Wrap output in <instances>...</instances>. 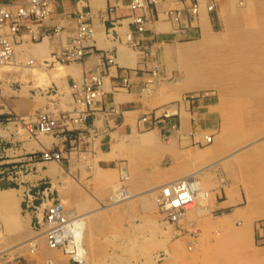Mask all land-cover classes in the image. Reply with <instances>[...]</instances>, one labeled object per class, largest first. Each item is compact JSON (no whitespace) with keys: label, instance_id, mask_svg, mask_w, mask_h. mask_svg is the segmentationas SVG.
I'll return each mask as SVG.
<instances>
[{"label":"crops","instance_id":"1","mask_svg":"<svg viewBox=\"0 0 264 264\" xmlns=\"http://www.w3.org/2000/svg\"><path fill=\"white\" fill-rule=\"evenodd\" d=\"M20 1L0 0L11 8ZM130 2L53 0L42 29L49 32L59 26L61 35L18 44L38 61L48 58L74 32L76 14L90 13L93 46L112 52L117 64L109 68L105 93L93 113L77 129L33 132L40 111L68 107L71 84L87 72L103 69L96 55L48 69L38 65L0 68V148L5 168L0 182L5 180L8 189L14 190L22 211L19 190L22 193L26 184L51 188L66 207L83 214L89 264L103 255L110 259L107 264L112 256H121L127 264H154L150 255L188 256L190 248H199L203 240L217 234L237 239L245 230L254 240L264 236L254 227L255 219L264 218V0H219L212 11L207 8L209 0H199L194 15L187 9L191 1L164 0L147 10L150 21L143 34L132 22ZM171 8L182 10V19H171L167 14ZM219 31L224 63L220 85L203 79L187 83L179 66V50L185 45L194 48L189 60L197 61L203 46L218 44L214 34ZM129 33L139 46L129 43ZM124 68L131 75L128 89L121 86ZM156 69L158 74L153 75ZM53 85L65 95L55 98L41 93V87ZM194 91L201 95L181 100ZM169 104H175L177 114L165 117ZM236 125L261 127L260 136L254 140L253 152L230 159L222 135L226 127ZM210 134L213 138L207 143L205 137ZM49 149L62 150L63 159L27 160L34 151ZM259 155L260 164L255 161L253 173L247 174L245 158ZM194 172L210 191L208 201L201 211L198 207L188 210L179 223H167L152 200L153 192L164 182ZM250 181L253 186L248 185ZM115 185L131 194L124 203L113 202ZM251 189L255 192L250 193ZM238 224L243 225L240 230L235 228ZM40 247L38 260L53 264V249L46 243ZM69 263V257L57 262Z\"/></svg>","mask_w":264,"mask_h":264},{"label":"built area","instance_id":"2","mask_svg":"<svg viewBox=\"0 0 264 264\" xmlns=\"http://www.w3.org/2000/svg\"><path fill=\"white\" fill-rule=\"evenodd\" d=\"M84 1V0H79ZM164 0H131L130 7L134 11L132 22L139 34L147 30L150 21L147 10L156 7ZM191 5L187 8L191 14L199 11V0H189ZM219 0H209L207 8L212 11ZM53 0H21L15 8L0 2V68L4 66L26 67L41 66L45 69L57 64L84 61L91 55H96L103 62V69L87 72L79 81L73 82L69 88L68 107L52 106L40 111L36 116L37 134H54L56 132H68L78 126L93 113L96 103L105 93V77L109 68L117 64L115 55L107 50L96 48L92 44L95 35L94 25L90 19V13L79 11L76 14V27L66 42H61L59 48L54 50L48 58L38 61L28 51L18 48V44L25 42H40L47 37L57 38L63 31L57 26L52 31L42 29L46 20L50 17ZM169 17L179 21L183 17L180 9H169ZM129 43L139 46L133 38V33L127 35ZM153 75L158 71L153 70ZM121 86L128 89L132 86L131 75L127 69L121 73ZM144 90L146 89L143 88ZM42 94L55 98L65 95L63 89L57 85L41 87ZM199 92H189L182 96L181 100L196 99ZM55 105V103H54ZM164 116L177 114L175 104L167 105ZM213 136L206 135L207 143ZM0 154L2 151L0 148ZM64 157L62 150L34 151L28 156V161L52 160L61 161ZM1 170L0 172H3ZM127 175H123V179ZM125 197L127 190L122 185L116 193ZM115 191L113 194H116ZM125 195H124V194ZM117 195H112L114 201ZM22 207L31 217V227L36 235H42L47 245L53 249H60L69 256V264H88L87 248L85 244L86 219L81 213H77L66 207L65 203L53 195L51 188H36L35 185H24L21 193ZM210 197V191L203 186L198 172L191 173L179 179L169 181L161 185L155 194V202L158 210L164 215V220L169 224L179 223L187 211ZM31 246V249H34ZM32 251V250H31ZM33 252V251H32Z\"/></svg>","mask_w":264,"mask_h":264},{"label":"rangeland","instance_id":"3","mask_svg":"<svg viewBox=\"0 0 264 264\" xmlns=\"http://www.w3.org/2000/svg\"><path fill=\"white\" fill-rule=\"evenodd\" d=\"M214 37L217 38L216 41L218 44L203 46L202 53L199 54L197 61L191 62L189 60V56L193 53L194 48H189V50L186 51L180 50L181 52L179 54L182 58L179 66L183 71L182 76L187 83L191 80L193 82H199L200 79H203V81L207 80L210 82H216L217 85H220L224 65L222 60L223 49L220 44V31L219 33L214 34ZM188 47L189 45L182 46V48ZM227 53L228 52L226 51L225 54L227 55ZM225 64L227 66V63ZM195 71L197 74H195ZM209 90L213 91L214 88ZM225 130L226 133L223 132L224 135H222L224 141L223 143L229 147L228 155L230 159H236L240 156V153L254 151L256 147L254 140L260 136L259 132L261 127L236 125L226 127ZM222 131H224L223 128ZM236 150L239 151L234 153ZM3 160L4 157L0 154V171L5 170L3 167ZM261 160V155H259L258 158L253 156L251 158L246 157L245 161L247 174L248 172L253 173L255 161H258L259 165ZM4 174V171L0 172V178ZM248 185L253 186L254 183L250 181ZM4 188L6 190H3ZM8 188L9 185L5 180L0 182V264H49L46 262V259L39 258L38 260V250L40 249L32 252L30 245L19 246L20 249L19 247L10 248L26 237L28 238L31 235H36V232L31 227L30 215L26 214L19 208V205L13 196L14 190L12 191ZM5 191H8L9 193L5 195V193H3ZM254 192L255 190H250V193ZM19 194L21 195V190H19ZM208 199L203 200L202 205H204ZM10 212H14V215L17 213L18 216L14 217V215H10ZM242 226L243 225H239L235 228L236 230H240ZM254 227L257 232L264 231V218L255 219ZM166 229L168 230L167 227ZM196 236H199V234L197 233ZM37 242L39 246L46 243L45 239H40ZM190 250L192 251L191 254L181 257H174L168 253L150 255V257H152L150 262L154 264H162L163 262L168 264H264V236H257L254 240L251 238L250 232L245 230L240 232L237 239L234 237L226 238L223 237V234H217L213 238L203 240V243L199 248L193 246ZM53 251L54 255L50 257L51 260H53V264H57L58 259L60 258L69 257L67 254V256H64V252L60 249H53ZM36 257L37 259H35ZM108 261H110V259H108V255H103L100 259L93 261V263L107 264ZM111 264L127 263L121 256L118 258L112 256ZM131 264L142 263L139 262Z\"/></svg>","mask_w":264,"mask_h":264},{"label":"bare ground","instance_id":"4","mask_svg":"<svg viewBox=\"0 0 264 264\" xmlns=\"http://www.w3.org/2000/svg\"><path fill=\"white\" fill-rule=\"evenodd\" d=\"M186 50H189V48L181 49V51H186ZM181 51L179 50V53H180ZM60 69H61V68H60ZM40 84H41V83H40ZM153 136H154V135H153ZM184 136H185V135H184ZM146 137H147V136H146ZM150 138H151V137H150ZM155 139H156V138H155ZM155 139H154V140H155ZM148 140H149V139H148ZM133 142H134V140H133ZM147 142H148V141H147ZM145 143H146V142H145ZM118 144H119V143H118ZM118 144H117V145H118ZM246 146H247V145H246ZM246 146H245V147H246ZM243 148H244V147H243ZM238 151H239V150H236L234 153H236V152H238ZM232 154H233V153H232ZM113 155H114V154H113ZM209 164H210V163H209ZM58 169H59V168H58ZM50 173H51V172H50ZM56 174H57V173H56ZM53 175H54V174H53ZM170 181H171V180H170ZM167 182H168V181H167ZM164 183H165V182H164ZM161 184H163V183H161ZM115 186L117 187V185H115ZM123 187H124V186H123ZM118 188H119V185H118V187L114 190L115 193H116V191L118 190ZM148 189L150 190V188H148ZM126 190H127V188H126ZM152 190H153V189H152ZM152 190H151V191H152ZM114 191H113V192H114ZM144 191H145V190H144ZM157 191H158V189H157ZM121 192H122V191H121ZM121 192L118 191V193H116V194H113V193H112L113 195H117L116 198H115V200L113 201L114 203H117V202L123 201L124 199H127V198L131 197V194H130L128 191L126 192L127 195H125L126 193H125V194L123 193V194L125 195V197H123V196L120 194ZM3 193H5V195H6V194H8L9 192H8V191H5V192H3ZM148 194H150V192H149ZM9 195H10V194H9ZM153 195H154V198H153L152 200L154 201V203H155V205H156V202H155V194H154V192H153L152 196H153ZM111 196H112V195H111ZM140 196L142 197V196H144V195H140ZM147 196H148V195H147ZM147 196H146V197H147ZM133 197H134V195H133ZM4 198H5V197H4ZM10 198H11V197H10ZM12 198H13V197H12ZM7 200H9V199H7ZM152 200H150V201H152ZM125 201H126V200H125ZM147 201H148V200H147ZM153 201H152V202H153ZM108 202H109V201H108ZM152 202H151V203H152ZM111 203H112V202H111ZM114 203H113V204H114ZM122 203H124V201H123ZM143 203H144V201H143ZM148 203H149V201H148ZM148 203H147V204H148ZM151 203H150V204H151ZM154 203H153V204H154ZM120 204H121V203H120ZM145 204H146V202H145ZM147 204H146V205H147ZM150 204H148V205H150ZM101 205H102V204H101ZM148 205H147V206H148ZM151 205H152V204H151ZM199 205H200V206H199ZM199 205H197L196 207L199 206L198 208H199L200 210L203 209L202 204L200 203ZM105 206H106V205H105ZM109 206H110V205H109ZM153 206H154V205H153ZM99 207H102V206H99ZM114 207H115V206H114ZM151 207H152V206H151ZM156 207H157V205H156ZM97 208H98V207H97ZM104 208H107V207H104ZM149 208H150V206H149ZM94 209H95V208H94ZM94 209H93V210H94ZM97 210H98V209H97ZM99 210H100V209H99ZM189 210H190V209H189ZM16 212H17V211H16ZM92 212H93V211H92ZM92 212H91V214H92ZM94 212H95V211H94ZM88 214H89V213H88ZM186 214H188V213H186ZM10 215H14V212H10ZM16 216H18L17 213H16V215H14V217H16ZM86 216H87V214H86ZM88 216H90V215H88ZM257 216H258V215H257ZM88 218H89V217H88ZM19 219H20V218H19ZM25 219H26V218H25ZM86 219H87V218H86ZM27 220H28V219H27ZM87 221H88V220H87ZM88 229H90V228H88ZM88 232H89V231H88ZM88 232H87V233H88ZM91 233H92V231H91ZM88 234H89V233H88ZM89 235H90V234H89ZM40 239L43 240L44 237H43L42 235H39V234H37V235H31L30 237H28V238L26 237L25 239H23V240H21L20 242H18L16 245L11 246L10 248H14V247L16 248V247H19V246H24V245L27 246V245H30V247H31V246H34V247H35L34 249H31L32 251H35V250L40 249V246H39V244H38V242H37V241L40 240ZM45 241H46V240H45ZM48 247H49V246H48ZM10 248H9V249H10ZM49 248H50V247H49ZM49 248H48V249H49ZM19 249H20V247H19ZM50 249H53V248H50ZM14 250H15V249H14ZM16 250H17V249H16ZM3 251H4V250H3Z\"/></svg>","mask_w":264,"mask_h":264}]
</instances>
